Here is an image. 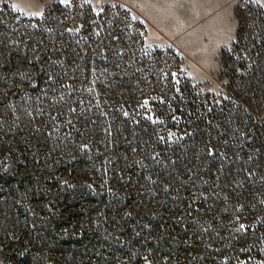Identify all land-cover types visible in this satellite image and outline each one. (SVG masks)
<instances>
[{
  "label": "trees",
  "instance_id": "1",
  "mask_svg": "<svg viewBox=\"0 0 264 264\" xmlns=\"http://www.w3.org/2000/svg\"><path fill=\"white\" fill-rule=\"evenodd\" d=\"M121 13L0 29V264H264V9H237L219 103Z\"/></svg>",
  "mask_w": 264,
  "mask_h": 264
},
{
  "label": "rangeland",
  "instance_id": "2",
  "mask_svg": "<svg viewBox=\"0 0 264 264\" xmlns=\"http://www.w3.org/2000/svg\"><path fill=\"white\" fill-rule=\"evenodd\" d=\"M58 3L90 6L97 14L127 11L139 24L133 28L143 36L144 51H167L163 56L171 58L159 69L163 77L170 72L178 83L188 81L201 97L214 103L226 99L221 55L237 40V9L245 4L264 9V0H0V29L40 18ZM151 100L149 96L143 101L148 118L154 115ZM176 136L173 129L170 137Z\"/></svg>",
  "mask_w": 264,
  "mask_h": 264
}]
</instances>
